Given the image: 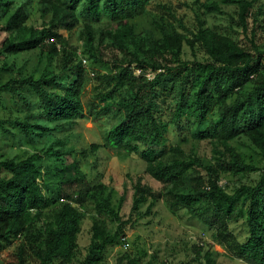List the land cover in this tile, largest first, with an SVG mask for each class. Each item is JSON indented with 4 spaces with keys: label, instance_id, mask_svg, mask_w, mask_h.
Masks as SVG:
<instances>
[{
    "label": "trees",
    "instance_id": "obj_1",
    "mask_svg": "<svg viewBox=\"0 0 264 264\" xmlns=\"http://www.w3.org/2000/svg\"><path fill=\"white\" fill-rule=\"evenodd\" d=\"M43 1L51 19L43 28L33 29L27 28L29 15L22 5L13 8V0H0V37L6 34L0 41V60L37 49L42 53L47 52L51 58L58 54L55 40L62 38L60 31H72L82 20L89 26L90 42L93 34L89 24L107 20L112 25V30L101 32L97 53L92 58L95 62L104 60L115 68L113 73L103 75L105 89L99 94V99L104 104V111H117L123 117L107 133L104 144H91L79 154L86 159L101 148H111L124 151L127 155H139L146 164L144 173L160 183L162 188L157 192L144 184L141 176L138 177L133 186L132 212H139L140 207L149 201V208H152L156 201L163 198L164 189L178 187L182 177L192 167L191 162L169 158L170 154L173 156L181 152V148L173 146L168 137L172 125L180 132L184 124L203 127L214 111L219 109L218 121L208 125L209 129L200 134L203 139L213 138L218 164H224L220 157L225 151L232 152L231 141L242 136L251 140L264 154V54L258 53L257 49L247 48L242 42L211 29H200L188 42L191 46H202L208 55L205 62L182 61L183 37L166 32L146 51L147 56L140 58V45L130 21L161 0ZM216 4L213 2L206 8L215 11L218 9ZM251 15L252 2L241 0L238 17L239 25L244 30ZM106 34L113 41L111 45L104 44ZM131 45L137 49L132 51ZM106 52L112 54L109 60L104 59ZM119 53L123 54L122 59ZM133 65L140 70L139 76L134 74ZM58 69V75L10 81L0 87V93H16L17 89L11 86L15 83L27 86L37 95L39 111L32 116L33 122L15 121L13 124L25 134L41 138L49 133H62L83 116L81 96L85 71L82 63L65 53ZM148 74L152 75V79L147 78ZM165 75L179 82L169 120L157 113L160 109L158 99L166 90L160 89ZM248 85H251V90L243 98L230 102ZM124 88L128 90L127 97L117 99V93ZM41 122L52 124V127L40 125ZM7 123L9 121H0V132L10 133ZM56 146L67 147L59 139L45 152L26 159L0 157V252L23 237L15 253L17 264H29L28 256L37 259L40 264L71 262L78 249V237L86 217L83 209L87 203H92L100 215L121 222L117 231L112 233L106 227L105 220L93 218L91 243L80 264H102L107 247L125 238V225L113 207L112 192L105 184H95L77 198H71L77 205L62 203L59 198L50 197L43 191L39 183V163L52 157L62 161L63 156H71L73 152L68 149L57 151ZM71 166L75 169L76 181L86 180L85 174L78 169L76 159ZM230 166L234 173L251 170L242 162ZM207 169L211 187H203L202 180L197 179V189L193 193L171 189L174 204L196 214L197 204L202 200L209 201L213 209L211 225L215 226L214 242L246 264H264V172L256 185H243L230 194L219 184V177L214 176L217 173L215 167L208 166ZM241 199L243 202L239 207L237 201ZM244 207L249 237L245 242H240L230 232L229 223L234 218L243 217ZM45 214L47 221L43 227H39L38 223ZM216 254L203 252L205 263L215 264ZM130 264L138 262L132 260Z\"/></svg>",
    "mask_w": 264,
    "mask_h": 264
},
{
    "label": "rangeland",
    "instance_id": "obj_2",
    "mask_svg": "<svg viewBox=\"0 0 264 264\" xmlns=\"http://www.w3.org/2000/svg\"><path fill=\"white\" fill-rule=\"evenodd\" d=\"M241 0H161L153 3L147 11L130 21L134 26L137 41L140 45V58L152 47L155 41L167 34H178L184 39L181 60L184 62L208 60V55L200 44L191 46L188 42L193 40L194 34L200 29H211L231 37L237 42H242L247 48L257 49L264 54V0H246L252 2V15L248 18V27L244 30L239 25V7ZM217 3L218 9L209 11L206 5ZM22 5L29 15L27 28L41 29L51 19V14L46 12L47 6L43 0H13V8ZM85 20L72 31L61 30L62 38L55 40L58 54L49 58L47 52L39 49L18 55L6 56L0 60V87L8 82H19L29 78L39 79L43 76H53L59 73V64L64 54H71L77 62H81L85 71V84L82 91L83 116L62 133L46 134L36 137L25 134L20 127L13 125L15 121H31L32 116L38 112L37 95L27 86L11 84L17 92L5 91L0 93V121H9L6 124L10 133L0 132V157L2 159H26L36 153L45 152L53 143L63 140L66 148L56 146L55 150L64 152L72 150L71 156H63V160L45 158L39 163L41 176L39 183L43 191L50 197L59 198L62 203L75 204L74 200L80 193L95 184H105L113 195V207L119 213L124 227V237L113 245L107 247L105 259L102 264H130L136 260L138 264H206L203 252L211 251L215 264H246L236 258L231 252L223 249L214 242L215 226L213 209L209 201L202 200L196 206V214L182 206L174 204L173 195L169 186L163 198L149 208L151 201L142 205L139 212H132L134 202V184L138 177H142L144 184L159 191L162 186L144 173L146 164L139 155H127L124 151L111 148H101L94 155L82 158L80 152L86 151L91 144H104L107 133L121 120L122 115L117 111H104L100 101V93L105 89L102 77L111 74L115 68L103 62H95L92 55L97 53V46L101 40V32L110 31L112 25L107 20L89 24L93 34L92 41L88 40L89 26ZM6 34L0 37V41ZM112 39L106 34L104 44L111 45ZM54 43V42H53ZM132 51L137 48L130 46ZM117 50L118 47L116 48ZM112 54L106 52L104 59ZM147 56V55H146ZM129 57V56H128ZM119 58L123 54L119 53ZM86 60V63H84ZM134 74L140 75V70L133 65ZM147 78L152 79L148 74ZM164 90L158 99L160 109L158 115L170 119V114L175 105V94L179 82L172 81L165 75L161 83ZM170 89V90H169ZM172 89V90H171ZM251 85L246 90L230 99L243 98ZM128 90L122 89L116 98L127 97ZM219 118V109L208 118L205 126L184 124L180 132L172 125L168 137L173 146L181 148L176 155H169L171 160L178 159L192 163V167L182 177L180 185L173 189L180 193H193L197 189V179H201L203 187H211L208 166H214L219 177V184L230 194H233L243 185L254 186L258 183L264 172V154L247 137H239L231 141L232 152L225 151L220 157L222 166L218 164L214 152V140L211 137L201 138L208 125L215 123ZM40 125L52 127V124L41 122ZM35 132H38L35 130ZM78 161V169L85 174L86 180L76 181L73 161ZM242 162L251 170L234 173L230 164ZM226 163V164H225ZM222 167L228 170L222 169ZM64 200H63V199ZM72 198V199H71ZM243 200H238L237 205L242 206ZM242 218H234L229 223V230L237 240L245 242L249 237L246 224V208ZM86 217L78 237V249L73 260L66 264H80L86 257L87 249L92 239L93 218L105 220L106 227L114 233L121 222L112 217L100 215L92 203H87L83 209ZM35 213V212H34ZM47 221L46 214L38 223L43 227ZM23 237L17 239L12 246L0 252V264H17L15 255L17 247ZM201 250V251H200ZM29 254V253H28ZM29 264H40L35 258L29 257ZM58 264H61L58 261Z\"/></svg>",
    "mask_w": 264,
    "mask_h": 264
},
{
    "label": "built area",
    "instance_id": "obj_3",
    "mask_svg": "<svg viewBox=\"0 0 264 264\" xmlns=\"http://www.w3.org/2000/svg\"><path fill=\"white\" fill-rule=\"evenodd\" d=\"M52 41H54V39H52ZM84 63H86V60H84ZM126 239L125 238H123V241H125Z\"/></svg>",
    "mask_w": 264,
    "mask_h": 264
}]
</instances>
